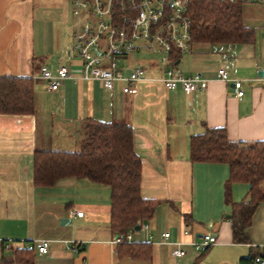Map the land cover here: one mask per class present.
Listing matches in <instances>:
<instances>
[{"label":"crops","instance_id":"crops-1","mask_svg":"<svg viewBox=\"0 0 264 264\" xmlns=\"http://www.w3.org/2000/svg\"><path fill=\"white\" fill-rule=\"evenodd\" d=\"M243 6L242 21L254 30L250 41L198 40L186 52L121 55L125 76L144 69L137 91L126 93L124 81L108 89L98 79L80 77L72 0H0V80L32 78L35 100L31 114L0 112V259L20 250L14 264H255L244 260L264 247V200L247 227L248 239L237 242L233 206L226 200L229 165L191 158V139L206 128H224L233 142L264 141V12ZM143 52L157 55L139 56ZM62 65L72 76L51 91L40 68L56 73ZM220 67L232 80L218 77ZM169 68L184 76L200 72L207 87L169 90L163 82ZM235 79L242 82L241 98ZM90 119L132 128L141 195L156 202L140 230L112 228L111 189L105 183L75 177L50 187L34 182V152L79 151ZM249 187L234 182L232 201L249 200ZM166 231L169 241L163 240ZM117 234H132L133 240L117 243ZM204 234L217 241L198 249L195 242ZM40 239L50 240L48 254L38 253ZM175 242L185 250L181 257L173 254ZM74 244L77 250L68 249ZM31 245L32 251L23 250Z\"/></svg>","mask_w":264,"mask_h":264},{"label":"trees","instance_id":"trees-1","mask_svg":"<svg viewBox=\"0 0 264 264\" xmlns=\"http://www.w3.org/2000/svg\"><path fill=\"white\" fill-rule=\"evenodd\" d=\"M243 4L217 0H191L193 41L245 42L254 34L242 21ZM175 52V51H174ZM35 109L34 80L5 76L0 80V112L31 114ZM192 161L226 163L230 178L226 184V200L232 204L234 239L245 242L247 227L256 207L264 200V141L233 142L224 128H206L191 139ZM67 177L88 178L105 183L111 189V225L126 233L150 219L156 202L141 195V160L133 148L132 128L128 123L88 120L86 137L79 151L36 150L34 152V182L54 186ZM249 184V200L234 203L231 185ZM33 245L23 250L32 251ZM20 250L12 257L3 256L0 264L21 260ZM264 256V247L257 248L250 259Z\"/></svg>","mask_w":264,"mask_h":264},{"label":"built area","instance_id":"built-area-1","mask_svg":"<svg viewBox=\"0 0 264 264\" xmlns=\"http://www.w3.org/2000/svg\"><path fill=\"white\" fill-rule=\"evenodd\" d=\"M172 1V3H171ZM231 4L262 3L264 0H217ZM191 0H72L73 14L76 18L74 48L82 59L84 79H98L104 87L112 89L117 82L126 93H135L136 82L144 75V69H135L130 76L119 70L121 55L148 50L171 54L174 51L186 52L193 44L191 36L192 17L189 11ZM264 71V66L262 67ZM40 77L48 83V88L55 91L66 79L72 76L70 69L62 65L53 73L47 66H42ZM218 77L223 81L232 80L225 68L218 69ZM167 89L181 86L186 93H192L207 87L208 81L200 72L184 76L171 68L166 70L163 79ZM236 96L244 95L240 79L234 80ZM264 186V181L262 183ZM73 214L82 216L83 211L72 210ZM148 228V224L144 229ZM171 233L165 232L163 240L169 241ZM133 235L123 237L117 234V243L132 241ZM217 237L204 234L195 242L198 249L216 243ZM173 254L181 257L185 254L178 242L173 243ZM39 254H48L50 240L40 239L36 242ZM68 249L78 247L69 245ZM255 264H264V256L258 255Z\"/></svg>","mask_w":264,"mask_h":264},{"label":"rangeland","instance_id":"rangeland-1","mask_svg":"<svg viewBox=\"0 0 264 264\" xmlns=\"http://www.w3.org/2000/svg\"><path fill=\"white\" fill-rule=\"evenodd\" d=\"M257 9V10H262L264 12V6H260V5H245L243 6V10H247V9ZM73 47H74V43H73ZM157 54L153 53V52H143L141 54H139V56H143V57H153L156 56ZM60 150V149H59ZM63 150V149H61Z\"/></svg>","mask_w":264,"mask_h":264},{"label":"water","instance_id":"water-1","mask_svg":"<svg viewBox=\"0 0 264 264\" xmlns=\"http://www.w3.org/2000/svg\"><path fill=\"white\" fill-rule=\"evenodd\" d=\"M171 3H172V1H171ZM135 229H136V230H140V229H141V225H137V226H135Z\"/></svg>","mask_w":264,"mask_h":264}]
</instances>
